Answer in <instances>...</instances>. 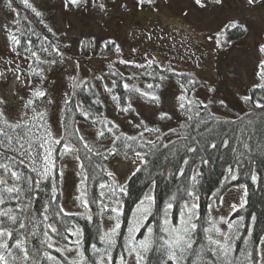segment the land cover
<instances>
[{"label":"trees","instance_id":"trees-1","mask_svg":"<svg viewBox=\"0 0 264 264\" xmlns=\"http://www.w3.org/2000/svg\"><path fill=\"white\" fill-rule=\"evenodd\" d=\"M6 1L11 3V7L7 8L13 16V29L9 31V37L15 35L21 41L20 45L12 44L13 49L15 48L13 52L25 62L28 75L42 81L41 90L46 92V96L42 98L46 102H52L61 87L68 86L60 110L61 132L58 136L54 135L52 141L55 160L53 171L48 173L47 178H41L31 171L29 162L18 165L19 171L34 177L39 184H34V190L22 195L19 200L13 198L0 205V210L11 209L26 225L25 229H19V223L12 224L4 218L3 227L12 230L14 236L18 234L20 239L25 240L24 247L28 250V259L24 260L23 253L12 248V252L20 257L15 264H71L73 260L78 261L80 257L74 243L77 237L73 234L77 229L81 232L79 250L89 260L95 259L92 245L104 247L99 237L113 228L115 221L110 217L115 216V213L110 209L117 206L121 208L122 215L117 243L112 252L113 264H119L120 255L125 256L127 264H136L135 254L129 256L125 251L128 224L134 219L133 213L146 195L154 197L155 202L145 221V227L135 234L136 239L141 240L148 235L147 228L153 229V243L150 251L145 254L143 264H173L164 254L161 248L163 241L159 239L161 236L168 238L160 231L168 202L173 203L169 218L174 225L179 223L180 211L185 202L189 206L193 202L198 205V230L193 235V250L183 264H222L223 257L217 258L207 250V236L211 235L222 242L223 237L215 232L205 233L203 229L211 227L210 221L219 227L213 218L212 209L219 207L226 192L237 188L241 190L240 205L230 212L226 221L238 226L235 235L239 238L233 241V251L229 258L235 264H244L246 250L252 252L254 257L257 256L259 242L264 239V107L256 105H264V88L256 86L264 81L259 78L256 84L249 86L248 94L244 97H251L250 100L246 101L241 97L232 101L234 106L221 102L217 103L218 106L216 102L203 100L199 92L202 79L195 70L164 65L155 56L147 57L154 60L151 66L148 65L146 56L143 59L139 55L126 58L120 43L115 39L99 42L89 40L80 47L78 55L71 56L79 62H85L80 63L71 76L60 77L66 60L71 55V46L58 29L50 5L34 7L41 13L37 17L21 0ZM62 2L65 5V0ZM82 3L96 6L104 4V0H82ZM65 7L73 9L74 5ZM48 27L53 31L49 32ZM243 29L233 28L228 23L221 31V45L226 46L229 42L242 38ZM25 47L35 51L39 61L26 52ZM45 48L48 49L47 52L43 51ZM262 57L264 60V53ZM103 59L110 60L101 62ZM122 60L131 63H121ZM125 84L129 87L125 88ZM148 85L153 87L149 89ZM132 88H137L140 92L131 91ZM169 88L179 90L185 96V108L181 109L182 115H177L178 119L174 124L163 123L159 118L149 120L145 110L140 114L137 104L154 106L157 109L161 103L152 101L150 96L161 95ZM145 92L149 95H141ZM129 105L130 111H122ZM108 109L113 110L112 116ZM0 110L7 114L10 122H16L23 117L22 123L32 128L34 138L41 139L38 125L32 119L35 115L30 117L28 114H14L7 105H0ZM139 114L143 117L135 121ZM113 118L119 121L115 122ZM65 125L68 126V132L65 131ZM0 127L4 125L0 123ZM109 128L112 129L111 132L108 131ZM6 130L11 134V129ZM100 131L104 132L103 137L98 136ZM69 132L73 135L69 136ZM79 136L83 137L82 141L76 138ZM61 137L65 139L60 144L54 143L55 139ZM116 137L120 139L116 140ZM127 137L135 139L129 140ZM113 140H116L115 145ZM65 143H70L79 151L63 154ZM85 144L92 149L91 152L87 151ZM190 148L194 151H189ZM3 151L0 148V152ZM136 152L141 153L143 160L136 157ZM118 154L131 158L134 163L131 172L123 179L117 176L111 165V160ZM7 155H16L19 160L18 153L8 152ZM77 156L80 157L79 160L76 159ZM67 159L73 160L78 168L76 195L78 197L81 192H85L84 199L88 201V206L85 207L82 200L77 199V211H73L70 204L64 203L66 169L61 165ZM229 168L237 175L236 180L230 179ZM252 175L257 177L255 181L251 179ZM193 176L196 177L195 180L192 179ZM0 179L6 180L7 186H13V179L2 170ZM101 184L106 187L101 188ZM121 186L124 192H120ZM187 191H193L196 199L188 197ZM173 196L175 200L172 199ZM58 205L64 211L59 216H53V212L59 211ZM105 206L107 211L104 210ZM22 208L24 211H21ZM45 208H49L48 213L44 212ZM46 214L49 215L47 221L44 220ZM89 216L91 219H88ZM49 224L59 230L58 234L48 228ZM223 224L220 225L222 232L229 233L227 223ZM33 230L35 236L32 235ZM45 231L48 232V237L44 236ZM49 237L53 244L51 248L43 243ZM245 241L249 243L246 244ZM7 242L10 246L14 245L15 239ZM45 252L56 257V260L48 261L44 256Z\"/></svg>","mask_w":264,"mask_h":264},{"label":"rangeland","instance_id":"rangeland-1","mask_svg":"<svg viewBox=\"0 0 264 264\" xmlns=\"http://www.w3.org/2000/svg\"><path fill=\"white\" fill-rule=\"evenodd\" d=\"M29 3L33 7L50 5L58 29L71 46V55L60 77L71 76L85 62H79L71 56L78 55L80 47L89 40L99 42L115 39L120 43L126 58L155 56L164 65L195 70L202 79L199 92L205 102L234 106L232 101L247 95L249 86L259 81L257 73L263 58L259 49L264 44V0L251 5L248 0H222L221 4L213 0H201L203 6L198 5L196 0H153L152 3L144 4H140L139 0H104L103 7L81 2L74 5L73 9L66 8L62 0H29ZM7 7L8 2L0 0V73H3L0 75V98L7 101L6 105L14 114L24 115L27 112L30 117L35 115L32 119L38 125L41 139H46V147L52 149L54 135L58 136L61 132L60 110L68 86L61 87L51 104L42 97H33V91L41 90L43 83L28 75L25 62L13 52L9 38V31L13 29V16ZM230 22H236L247 30H244L242 38L226 46H218L217 34L221 35ZM220 35L218 39L221 41ZM85 46L88 47L87 44ZM105 60L110 59L101 62ZM17 75L20 76L19 80ZM154 95L159 97L161 106L154 109V106L139 103L136 105L137 110L140 114L145 110L149 120L159 118L163 123L174 124L177 115H182L179 107L182 101L178 99L182 94L179 90L169 88L161 95ZM197 95L200 96L199 93ZM28 99L34 100L32 107L36 109L35 112L23 108ZM108 112L112 116L113 110L108 109ZM38 113L44 115L41 117ZM162 113H167L170 118L162 119ZM139 115L135 121L143 117ZM51 154L53 158V151ZM133 164L131 158L119 154L111 160L112 168L122 179L131 172ZM61 166L66 169L64 203L77 211V165L67 159ZM51 171L53 167H50ZM240 197L241 190L231 189L222 196L219 207L212 209L219 228L224 225L221 218L226 220L230 212L240 205Z\"/></svg>","mask_w":264,"mask_h":264},{"label":"snow or ice","instance_id":"snow-or-ice-1","mask_svg":"<svg viewBox=\"0 0 264 264\" xmlns=\"http://www.w3.org/2000/svg\"><path fill=\"white\" fill-rule=\"evenodd\" d=\"M82 0H65V5H78L81 3ZM152 3L153 0H139L140 4ZM216 4H221L222 0H213ZM258 2V0H248V3L254 4ZM21 3L24 4L26 8H30L31 11L37 16H41V13L37 11L30 3L29 0H21ZM196 3L198 5H201V0H196ZM203 6V5H201ZM8 7H11V3L8 4ZM103 7V5H101ZM41 23H43V20H41ZM230 26L233 28L241 27L242 25H238L236 22H230ZM47 27V25H46ZM247 30V29H243ZM48 31L52 32V28L48 27ZM23 35V33H22ZM220 33L217 34L216 42L217 45H221V41L218 39V36ZM10 40L13 45H20L21 41L20 39L15 35H10ZM30 43V41H29ZM83 43V42H82ZM26 52H29L32 57H36V59L39 61V57L37 56V53L33 51L31 48L25 47L24 49ZM117 52L120 51V49L117 47ZM260 52L264 53V44L260 45ZM15 51V48L13 49ZM43 51L47 52L48 49L45 48ZM58 51V50H57ZM19 55V53H17ZM147 59V55H146ZM41 63H45V61H40ZM154 62L153 59H147V63L149 66L152 65ZM47 63H56V61H47ZM121 63H131L130 61H121ZM138 67H143V65H137ZM17 66V70H18ZM259 72L257 73V76L261 79V81H264V60L260 62L259 65ZM36 75H39V73H35ZM0 75H3V73H0ZM18 80L20 79V76L17 75L16 77ZM163 79V77H161ZM125 88H128L129 86L127 84L124 85ZM153 85H148V88L151 89ZM256 87L264 88V83H261L257 85ZM131 91L134 92H140L137 88H132ZM33 97H45L46 92L40 89H36L32 93ZM143 96H148L149 93H141ZM23 99V98H21ZM113 99H116V97H113ZM150 99L152 101H158L159 97L152 95L150 96ZM180 101H182L179 105L181 109L185 108V104L183 101L185 100V96L181 95L178 97ZM244 99L250 100L251 97H244ZM51 103V101H49ZM34 103L33 99H28L27 102L23 105L24 109H31V111L35 112L36 109L32 107ZM67 103V101H66ZM191 103V102H190ZM7 101L3 98H0V105H6ZM257 107H264V105H261L257 103ZM131 105H129L128 108L122 109V111H130ZM41 117L44 115L43 113H38ZM87 116V113H85ZM24 116H27V112L24 113ZM161 118H170L168 117L167 113H162ZM23 117H20V119L16 122H10L7 114L0 110V123L4 125V127H0V148H3L4 151L0 152V170H2L4 173L10 175V177L13 179V186L9 187L7 186V181L4 179H0V205L5 204L8 200L11 199H17L19 200L22 195H27L28 193H31L34 188L33 185L35 184L38 186L39 181H36L34 177L30 175H25L23 172L18 170V165H23L25 161L29 162L31 164V171L33 173H37L41 178H47L48 172L50 167H55V160L52 158V149L49 147H46L48 145V141L46 139H40V138H34V134L31 127H28L26 124L22 123ZM6 129H11V134ZM145 130H148L147 128ZM65 131L68 132V126L65 125ZM78 131V130H76ZM109 132L112 131L111 128L108 129ZM48 135H51V133H48ZM69 136H72L73 133L69 132ZM141 135H143L141 133ZM98 136L103 137L104 132L100 131L98 133ZM78 140H83L82 136L76 137ZM65 137H61L60 139H55L54 143L60 144L62 140H64ZM120 139V137H116V140ZM129 140H134L135 137H127ZM116 140H113V145H115ZM88 152H91L92 149L88 147L87 144L84 145ZM128 147H131V145H127ZM215 147V145H212ZM247 147V145H245ZM44 150L43 153H41V150ZM73 150L79 151L78 149H74V146L70 145V143L64 144V153L68 154L71 153ZM189 151H194V149H189ZM8 152L12 153H18L19 154V160L17 159L16 155L9 156L7 155ZM97 155H100V153H96ZM136 157L143 160V156L140 152L135 153ZM76 159H80L79 156L76 157ZM107 159V157H105ZM6 161V162H5ZM184 163H187L185 161ZM38 165H41V167L38 168ZM81 167L83 168V164H81ZM139 170V169H137ZM229 176L231 180H236L238 177L236 174H234L233 170L229 168ZM182 174V170H181ZM109 175H113V173H109ZM87 180V177L84 178ZM193 180L196 179L195 176L192 177ZM251 179L255 181L257 177L255 175H252ZM84 181H82V184ZM101 188L106 187V185L101 184ZM243 187V186H242ZM120 192H124V188L120 187ZM113 194H115V190H113ZM86 195L85 192H81V195L77 197L78 200H82L84 203V206H88V201L84 199V196ZM104 193H101V196H103ZM188 197L192 198L193 200L196 199L195 193L193 191H187ZM173 200H175V196L172 197ZM147 201V204L145 203ZM154 197L150 195H146L144 200L140 202V204L137 206L136 211L133 213L134 219L129 222L128 224V236L126 238V245H125V251L129 256H132L135 254L136 257V264H143V261L145 259V254L150 251L152 246V235H153V229L151 227L147 228L148 235H146L143 239L137 240L136 239V233L142 228L145 227V221L147 220V217L151 214L152 206L154 204ZM117 205H119V201H117ZM25 208L27 205L24 206ZM59 211H55L52 213L53 216H59L61 212L64 211L62 206H59ZM173 208V203L168 202L165 209H164V216H163V223L160 227V231L165 233L167 235V239H165L163 236L159 237L160 240L163 241V244L161 245V248L163 249L164 254H166L167 259L171 260L173 264H183V262L187 259L188 254L192 252L193 250V235L198 230V215H197V208L198 205L193 202L190 206L187 202L182 206L180 215H179V223L178 225H174L173 221L169 218V210ZM105 211H107V206H105ZM21 211H24V208L21 209ZM112 213H115V216L110 217L115 221L113 228L110 232H106L102 235H100L99 240L100 243L104 246L102 248L97 247L95 244L92 245V250L95 254V259L89 260L84 256L83 251H80V236L81 232L79 229H77L73 234L77 237L76 241L74 243L76 244V250L78 252V255L80 259L73 260L71 264H113L114 257L112 255L113 249L116 246L117 240L116 237L119 235V229L121 228L120 223V216L122 215V210L119 206L112 207L110 209ZM45 213L49 212V208L44 209ZM68 215L69 213H65ZM12 224L19 223V229H25L26 225L22 221H20L18 215H14L13 211L11 209L8 210H0V264H15V262L20 259L19 256L14 254L12 252V248L18 250V252L23 253V259H28V250L24 247L25 240H22L19 238V235L16 234L14 236V233L12 230H9L6 227H3L5 223V219ZM88 219H91L89 216ZM44 220H49V215H44ZM222 223H227V227L230 230L229 233H223L222 230L215 225L213 222H209L211 224V227L204 228L205 233H211L215 232L223 237V242L221 239H214L211 235L207 236L209 246L208 251L211 252L214 256L217 258L223 257L222 264H235L233 260L229 258L230 253L233 251V241L235 239H238L239 237L235 235V232H238V226L234 223L226 221L223 217L221 218ZM48 228L51 229L53 233L59 232V230L54 227L52 224L48 225ZM35 230L32 231V235L35 236ZM44 236L48 237V232H44ZM15 239L14 245H9L7 242L9 239ZM51 237H49L48 240L44 241L43 243H46L49 248L53 247V244L50 242ZM245 243H249V241H245ZM260 248L258 249V255L253 256L252 252H248L247 250L244 253V264H264V239H262L260 242ZM57 251H60V249H56ZM201 251H203V246ZM45 258L48 261H55L56 257L50 255L49 253H44ZM11 257V259H9ZM119 264H127L126 258L124 255H120L119 257Z\"/></svg>","mask_w":264,"mask_h":264}]
</instances>
